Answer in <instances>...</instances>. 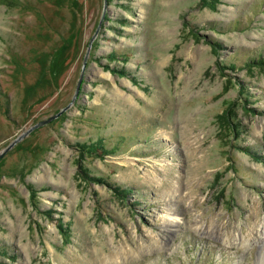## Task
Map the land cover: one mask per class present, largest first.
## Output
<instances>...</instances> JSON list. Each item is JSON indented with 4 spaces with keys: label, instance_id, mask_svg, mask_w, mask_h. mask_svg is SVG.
I'll use <instances>...</instances> for the list:
<instances>
[{
    "label": "rangeland",
    "instance_id": "rangeland-1",
    "mask_svg": "<svg viewBox=\"0 0 264 264\" xmlns=\"http://www.w3.org/2000/svg\"><path fill=\"white\" fill-rule=\"evenodd\" d=\"M107 4L0 158V264H264V0ZM102 7L0 0V151Z\"/></svg>",
    "mask_w": 264,
    "mask_h": 264
},
{
    "label": "water",
    "instance_id": "water-1",
    "mask_svg": "<svg viewBox=\"0 0 264 264\" xmlns=\"http://www.w3.org/2000/svg\"><path fill=\"white\" fill-rule=\"evenodd\" d=\"M108 9V4H107V0H103V7H102V13H101V17H100V20L98 22V25H97V28L95 30V32L93 33V35L90 37L89 39V42H88V45H87V49H86V52H85V55H84V58H83V63H82V69H81V72H80V75H79V78L77 80V83H76V88H75V92H74V95L70 101L69 104H67L66 106H64L63 108H61L60 110H58L56 113H54L53 115L43 119V120H40L38 121L37 123L33 124L30 128H28L27 130H25L23 133H21L20 135L16 136V138H14V140L12 142H10L3 150L0 151V158L17 142L19 141L20 139H22L24 136L28 135L32 130L40 127V126H43L49 122H51L52 120H54L55 118H57L63 111H65L66 109H68L71 104L74 102V99L80 89V84H81V81H82V78H83V74H84V68H85V64H86V59L89 55V52H90V49H91V45H92V42H93V39L96 37L98 31H99V28L102 24V21L105 17V14H106V11Z\"/></svg>",
    "mask_w": 264,
    "mask_h": 264
},
{
    "label": "trees",
    "instance_id": "trees-1",
    "mask_svg": "<svg viewBox=\"0 0 264 264\" xmlns=\"http://www.w3.org/2000/svg\"><path fill=\"white\" fill-rule=\"evenodd\" d=\"M264 62V60H258V61H256V64H261V63H263ZM99 144L98 143H96V144H91V147H92V149L91 150H97V148H101V150H103L104 151V145L103 144H100L99 146H98ZM98 146V147H97ZM94 153V152H93Z\"/></svg>",
    "mask_w": 264,
    "mask_h": 264
}]
</instances>
